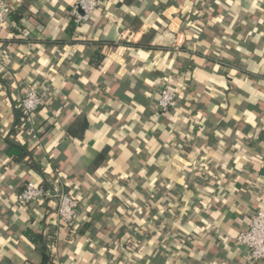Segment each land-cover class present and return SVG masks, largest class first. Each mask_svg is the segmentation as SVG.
<instances>
[{
	"label": "crops",
	"instance_id": "0c3cea01",
	"mask_svg": "<svg viewBox=\"0 0 264 264\" xmlns=\"http://www.w3.org/2000/svg\"><path fill=\"white\" fill-rule=\"evenodd\" d=\"M77 1L8 0L0 264H42L32 233L54 264H264L237 243L264 208V0H98L71 35ZM167 83L178 104L165 117ZM28 89L49 99L32 126L19 112ZM7 139L41 170L14 162ZM27 182L75 197V221L59 220L54 202L19 207ZM128 241L145 253L128 254Z\"/></svg>",
	"mask_w": 264,
	"mask_h": 264
},
{
	"label": "built area",
	"instance_id": "2783aa9c",
	"mask_svg": "<svg viewBox=\"0 0 264 264\" xmlns=\"http://www.w3.org/2000/svg\"><path fill=\"white\" fill-rule=\"evenodd\" d=\"M99 7L98 0H78L73 8L74 21L82 24L90 21ZM11 7L8 0H0V31L9 20ZM178 95L171 92L167 84L161 87L157 104L160 115L177 107ZM47 105V96L35 89H28L19 101V112L27 126L34 123L35 114ZM56 203L59 220L72 224L75 221L79 203L64 192L58 185L45 188L37 183L28 182L19 193L17 204L24 208L39 201ZM237 243L245 249L246 259L250 263L264 261V208L252 215L247 229L237 237Z\"/></svg>",
	"mask_w": 264,
	"mask_h": 264
},
{
	"label": "trees",
	"instance_id": "16d2710c",
	"mask_svg": "<svg viewBox=\"0 0 264 264\" xmlns=\"http://www.w3.org/2000/svg\"><path fill=\"white\" fill-rule=\"evenodd\" d=\"M10 18V16H9ZM79 24H76L75 21H74V17L71 18L70 20V26H69V29H68V32L69 34L73 35L75 33V29L76 27L78 26ZM13 34L16 35V36H19L18 38L17 37H14V40H13V43L14 44H19V43H23L25 41V38L23 37H20V35H23L22 34V29L19 28V29H14L13 30ZM63 42V41H61ZM59 41L58 44L61 43ZM98 45H103L104 43H101V42H96ZM129 46L131 47H136V48H139V47H144L146 49H152L150 46H142L140 44H133V43H130ZM0 83L2 85H5V81L3 79H0ZM167 87L168 89L171 91V92H174L177 94V90L172 87V85L168 84L167 83ZM161 91V90H160ZM178 95V94H177ZM159 96H160V93H159ZM159 100V98H158ZM49 101V99L47 98V102ZM171 113L168 112L166 113L164 116L167 117L169 116ZM26 125V124H25ZM27 126V125H26ZM6 153L9 157H11L13 159L14 162H21V161H25L28 166L33 169L34 171H37L39 172L41 169H40V166L33 160L31 154L29 153V151L23 147V146H20L18 144H15L13 143L10 139H7V150H6ZM28 183V182H27ZM25 186V185H24ZM24 188V187H23ZM23 190V189H22ZM71 196V195H70ZM73 197V196H71ZM74 199H76L75 197H73ZM77 200V199H76ZM78 201V200H77ZM156 222H158V219L155 220ZM152 222V226L154 228H156V226H158V224L156 222H154V220L151 221ZM175 223L176 225H173L172 226V230L171 233L169 235H171V238L174 239V241L176 242V244L174 245V247L176 245H180L179 243L183 241L184 239V234L183 232L182 233H179L181 232L180 229H181V222L179 221V218L177 217L175 219ZM88 226V225H87ZM137 231L138 232H141L142 235H141V238L142 236H144V234L148 235V233H144L143 231V226H141L140 228L137 227ZM51 239H52V236H50ZM189 237H191V234H189ZM31 241L34 243V244H38L40 246L39 250L41 251L42 253V256H43V261H42V264H54V258L53 256L50 254L49 252V247H50V243L49 242H46L44 240V237L42 234L40 233H32L31 237H30ZM138 242H126L124 245H123V248L125 249V251L130 254V255H134V256H142L144 253H145V248L144 247H139ZM174 249V248H173ZM159 264V263H157Z\"/></svg>",
	"mask_w": 264,
	"mask_h": 264
}]
</instances>
